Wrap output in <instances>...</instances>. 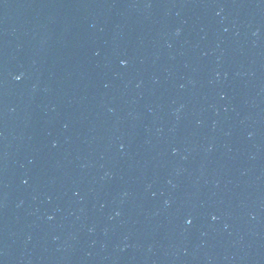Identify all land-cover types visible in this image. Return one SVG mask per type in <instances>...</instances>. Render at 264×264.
<instances>
[{
    "label": "water",
    "instance_id": "95a60500",
    "mask_svg": "<svg viewBox=\"0 0 264 264\" xmlns=\"http://www.w3.org/2000/svg\"><path fill=\"white\" fill-rule=\"evenodd\" d=\"M0 264H264V0H0Z\"/></svg>",
    "mask_w": 264,
    "mask_h": 264
},
{
    "label": "clouds",
    "instance_id": "9594fccd",
    "mask_svg": "<svg viewBox=\"0 0 264 264\" xmlns=\"http://www.w3.org/2000/svg\"><path fill=\"white\" fill-rule=\"evenodd\" d=\"M16 79H19V77H16Z\"/></svg>",
    "mask_w": 264,
    "mask_h": 264
}]
</instances>
